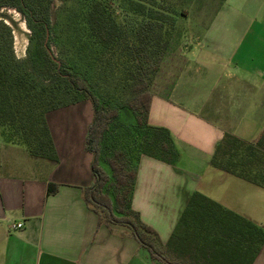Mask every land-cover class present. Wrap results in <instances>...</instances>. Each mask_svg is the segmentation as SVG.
<instances>
[{"label":"crops","instance_id":"0c3cea01","mask_svg":"<svg viewBox=\"0 0 264 264\" xmlns=\"http://www.w3.org/2000/svg\"><path fill=\"white\" fill-rule=\"evenodd\" d=\"M195 7L200 21L189 35L198 48L186 58L170 45L148 110L150 125L169 130L178 158L171 165L141 156L131 197L162 243L195 190L264 229V187L236 177L251 187L244 204L211 197L200 184L209 169L230 175L210 166L224 133L254 142L264 129V0H190L187 15ZM256 60L259 67L247 64ZM82 103L46 116L57 163L0 141V264H161L125 227L98 224L84 202L82 188L93 182L84 148L92 107ZM48 183L57 185L49 195ZM252 264H264V243Z\"/></svg>","mask_w":264,"mask_h":264},{"label":"trees","instance_id":"16d2710c","mask_svg":"<svg viewBox=\"0 0 264 264\" xmlns=\"http://www.w3.org/2000/svg\"><path fill=\"white\" fill-rule=\"evenodd\" d=\"M51 1L0 0V9H16L30 31L26 56L17 58L11 28L0 19L2 143L57 163L47 114L90 102L84 148L92 155L93 182L82 188V197L98 224L125 227L151 260L161 264H252L264 243V229L197 190L165 243L131 206L140 157L171 165L178 158L169 130L150 125L148 110L151 85L170 47L177 16H186L182 7L187 0H64L77 9L75 37L86 61L83 68L66 64L50 49ZM99 78L110 90L106 97L97 90ZM120 98L134 120L114 132L121 108L113 104ZM210 166L264 187V129L254 142L224 133ZM56 188L48 183L46 194Z\"/></svg>","mask_w":264,"mask_h":264},{"label":"rangeland","instance_id":"374dc122","mask_svg":"<svg viewBox=\"0 0 264 264\" xmlns=\"http://www.w3.org/2000/svg\"><path fill=\"white\" fill-rule=\"evenodd\" d=\"M189 1L190 0L185 1L182 7L186 16H177L176 18L175 29L173 32L174 34L170 44L172 48L179 47V54L185 56L186 58L190 57L193 54V51L198 48L196 43L190 39L189 33L190 27H192L197 21H200L201 16L199 10L197 9L198 6L193 9L192 14L189 13L187 15ZM76 12V6L72 2L52 0L49 15L51 33L48 34L50 36V49L55 57L63 60L68 65L83 68L86 61L79 52L81 51V48L75 37ZM0 19H2L11 28L12 46L15 56L17 58L24 59L26 56L25 50L28 45L30 31L22 14L13 7H3L0 9ZM182 47L185 48L184 52L182 51ZM247 64L255 68L259 67L260 61H249ZM89 72H91V69ZM97 81L100 84L97 85V90H99V92L106 97L110 92L109 88L105 82H102L101 78ZM188 93L193 96L197 95L196 89L194 88L188 90ZM122 100H124V98H120L118 104H113V106L116 105L121 108L119 117L115 123L114 132L121 131L123 125L131 124L134 120L131 112L125 109L121 104ZM85 104H90V102ZM213 174H219L218 176L220 177L214 176ZM200 184H202V191H205L204 193L211 195V197L218 199L233 197V199L237 202L242 201L244 204L247 199V191H245L244 188H251L244 181H241L236 177H232L231 175L218 173L213 169H209V171L205 173ZM236 184H240L241 186Z\"/></svg>","mask_w":264,"mask_h":264},{"label":"built area","instance_id":"2783aa9c","mask_svg":"<svg viewBox=\"0 0 264 264\" xmlns=\"http://www.w3.org/2000/svg\"><path fill=\"white\" fill-rule=\"evenodd\" d=\"M21 226H22L21 223H17L15 225H12L11 227L20 228Z\"/></svg>","mask_w":264,"mask_h":264},{"label":"water","instance_id":"95a60500","mask_svg":"<svg viewBox=\"0 0 264 264\" xmlns=\"http://www.w3.org/2000/svg\"><path fill=\"white\" fill-rule=\"evenodd\" d=\"M47 39H48V32H46L45 43L47 42Z\"/></svg>","mask_w":264,"mask_h":264}]
</instances>
